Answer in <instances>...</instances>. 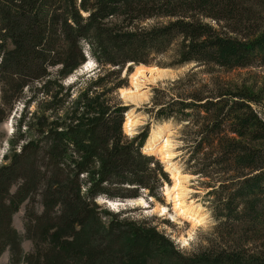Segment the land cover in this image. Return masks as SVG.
Masks as SVG:
<instances>
[{
	"label": "trees",
	"instance_id": "1",
	"mask_svg": "<svg viewBox=\"0 0 264 264\" xmlns=\"http://www.w3.org/2000/svg\"><path fill=\"white\" fill-rule=\"evenodd\" d=\"M171 52V63L159 62ZM90 59L101 73L66 88ZM141 65L204 69L155 89L148 110L184 127L186 171L208 190L217 224L190 253L151 218L98 203L145 195L153 205L171 185L160 160L143 153L148 128L124 134L127 108L115 94L123 72ZM252 67L264 68V0H0V125L24 102L0 166V258L264 264V90L198 78ZM22 209L24 236L14 226Z\"/></svg>",
	"mask_w": 264,
	"mask_h": 264
},
{
	"label": "rangeland",
	"instance_id": "2",
	"mask_svg": "<svg viewBox=\"0 0 264 264\" xmlns=\"http://www.w3.org/2000/svg\"><path fill=\"white\" fill-rule=\"evenodd\" d=\"M171 57L172 52L161 58L159 62L169 64L172 61ZM88 62H91V64L87 65ZM85 64L65 78L64 84L66 88L76 82L84 87L89 78H96L101 73L100 67L92 59L88 60ZM149 67H157V70L150 74L148 70L139 72L138 68L134 67L129 75H127V72H123L122 78L125 79L126 86L119 89L115 97L127 108L123 126L124 134L131 139L148 128V138L143 148V153L156 157L164 165L165 169L166 167H171L172 172L166 170L169 173L171 185L165 184L161 191L162 202L155 201L153 205L151 203L152 200L147 199L145 195L143 196V200L137 202L129 204L120 203L116 209L105 203V199H98V203L114 212L125 211L128 215L138 218H151L154 224L158 226V229L174 241L178 249L182 252L190 253L208 245V240L211 238L217 224L209 208L208 190L202 184V179L190 175L186 171V151L183 141L184 127L173 122H156L152 115L148 113V110L154 105L155 89L172 88L177 81L185 78L188 74L204 72V69L195 68V66L173 68L167 65H155ZM211 76L226 80L235 85L244 84L264 90L263 67H252L234 71L216 70L213 71V75L200 73L198 78L210 79L212 78ZM79 89L76 88L72 92L74 95L72 100L77 99ZM35 108L36 105L30 111L35 110ZM23 109L24 102H18L10 118L0 125V166L3 163V158L11 155V139ZM130 121L132 122L131 126H126V123ZM156 140L158 141L156 142ZM165 143L169 145L168 152L171 154L169 160H164L159 151ZM177 173L180 174L181 179L175 181L172 175ZM175 183H181L182 188L185 190L184 199L191 206V211L185 214V216H178L179 210L174 209L176 202L166 190L167 186L171 189ZM161 207L166 208V211H163ZM23 215L24 210L22 209L14 216V226L22 236L25 233ZM193 215L200 217L202 221L200 223L197 222L192 217ZM22 248L25 253L29 252L32 249L31 241L24 238ZM9 256V253L6 252L0 258V264H8Z\"/></svg>",
	"mask_w": 264,
	"mask_h": 264
},
{
	"label": "bare ground",
	"instance_id": "3",
	"mask_svg": "<svg viewBox=\"0 0 264 264\" xmlns=\"http://www.w3.org/2000/svg\"><path fill=\"white\" fill-rule=\"evenodd\" d=\"M90 64H91V62H88L87 65H90ZM84 65H86V64H84ZM137 68H138L139 72H143L145 70H148L150 74H152L153 71L157 70V67L152 68V67H146V66H139ZM131 124H132V122L130 121V122L126 123V126H131ZM157 141L158 140H156V142ZM167 143H168V140H167ZM167 143H165L164 146L159 150L161 152L162 158L164 160H169L171 158V154L168 152V146L169 145ZM162 152H164V153H162ZM166 170L172 172L171 167H166ZM172 178L175 181H178L181 179L179 173L173 174ZM166 190H167V193L168 194L170 193L173 200L176 202L174 209L179 210L178 216H185V214H188L191 211V206H189V204L184 199V191L185 190L182 188L181 183H175L171 189H170V187L167 186ZM141 200H143V199H141ZM105 203L109 204L113 209H116L119 206V203H108L107 200L105 201ZM161 208L163 211H166V208H163V207H161ZM192 217L195 218V220L199 223L202 221V219L200 217H196V215H193Z\"/></svg>",
	"mask_w": 264,
	"mask_h": 264
},
{
	"label": "water",
	"instance_id": "4",
	"mask_svg": "<svg viewBox=\"0 0 264 264\" xmlns=\"http://www.w3.org/2000/svg\"><path fill=\"white\" fill-rule=\"evenodd\" d=\"M87 58H89V56L87 55ZM195 66V65H194ZM115 203H125V204H129V203H127V202H120V201H114Z\"/></svg>",
	"mask_w": 264,
	"mask_h": 264
}]
</instances>
